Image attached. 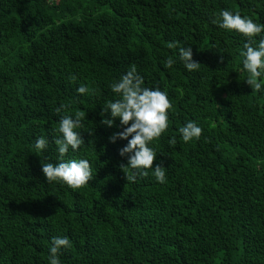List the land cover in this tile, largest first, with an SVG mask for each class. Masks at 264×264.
Segmentation results:
<instances>
[{
	"label": "trees",
	"instance_id": "16d2710c",
	"mask_svg": "<svg viewBox=\"0 0 264 264\" xmlns=\"http://www.w3.org/2000/svg\"><path fill=\"white\" fill-rule=\"evenodd\" d=\"M222 9L264 24V0H0V264H48L57 236L71 241L60 264H264V84L244 81L247 38L212 23ZM133 64L173 105L149 144L162 184L152 169L127 182L128 140H109L123 127L101 123L119 98L110 84ZM78 111L84 144L63 159H87L93 180L73 189L47 182L40 161L60 162L58 121ZM188 121L203 132L185 143Z\"/></svg>",
	"mask_w": 264,
	"mask_h": 264
},
{
	"label": "clouds",
	"instance_id": "9594fccd",
	"mask_svg": "<svg viewBox=\"0 0 264 264\" xmlns=\"http://www.w3.org/2000/svg\"><path fill=\"white\" fill-rule=\"evenodd\" d=\"M219 28L240 33L247 38L243 44V51L240 52L242 58V70L247 73L244 80L252 90L261 91L264 81L260 77L264 75V24H258L248 16H241L239 12L233 13L229 10H220L212 20ZM260 36L257 42L254 38ZM168 48H178L179 60L188 71H196L200 68V63L192 59L191 47L180 46L178 41L168 43ZM220 62H223L221 56ZM176 61L169 57L164 61L166 68H171ZM75 80L74 75L69 77ZM110 89L118 95L115 101H108L102 108L100 115L110 114L109 119H102L101 123L108 127L113 126L116 118H119L123 131L114 133L110 142H115L117 138L126 139V146L119 149L121 157H127V164L119 167L125 174L127 182L135 183L138 177L148 176V169H152V175L156 182H166V171L162 164H155L157 153L149 144L159 139L168 129V111L173 107L168 98L167 92L159 88H148L144 86V80L137 72L133 64L129 70L123 74L118 81L110 84ZM89 88L81 86L77 92L81 95L87 94ZM94 91V90H93ZM66 105H60L56 112L60 113ZM86 114L82 111L70 115L62 116L58 121L57 131L60 134L54 140L60 156V162L51 163L40 161L41 171L47 182H62L68 187L78 189L93 180L92 165L87 159L64 161V156L69 148L77 151L84 144L80 133L75 131L82 128V121ZM182 140L187 143L193 139H199L202 135V128L194 121H188L179 128ZM91 134V133H89ZM131 137V139H128ZM170 145L176 144V138L169 140ZM48 146V140L43 136L34 141V147L43 151ZM71 241L67 236L53 237L49 249L48 264H60L59 253L62 248H70Z\"/></svg>",
	"mask_w": 264,
	"mask_h": 264
}]
</instances>
